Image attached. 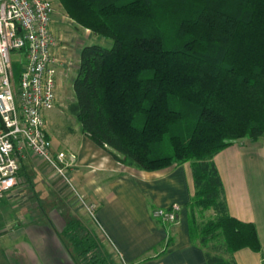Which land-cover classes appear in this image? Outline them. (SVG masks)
<instances>
[{"label": "trees", "instance_id": "obj_1", "mask_svg": "<svg viewBox=\"0 0 264 264\" xmlns=\"http://www.w3.org/2000/svg\"><path fill=\"white\" fill-rule=\"evenodd\" d=\"M58 1L68 18L109 40L79 52L67 110L80 130L127 167L191 163L189 232L207 264L258 251L255 226L227 212L213 157L264 136V0ZM196 207L212 214L198 222ZM75 220L64 232L77 251L86 242L76 228L87 229Z\"/></svg>", "mask_w": 264, "mask_h": 264}, {"label": "crops", "instance_id": "obj_2", "mask_svg": "<svg viewBox=\"0 0 264 264\" xmlns=\"http://www.w3.org/2000/svg\"><path fill=\"white\" fill-rule=\"evenodd\" d=\"M72 24L82 28L60 12L50 23L58 41L52 48L58 58L56 102L45 112L52 148L76 157L68 170L72 184L86 201L96 203V223L123 264H207L205 247L189 232L187 204L194 194L191 163L158 171L124 166L96 146L68 112L79 52L86 41L99 39L82 28L83 38H74L78 49L69 51V43L59 40ZM213 161L228 214L252 223L260 242L258 251L244 247L232 257L236 264H264V136L239 139L216 153ZM19 176L24 181L0 197V264H79L64 228L73 218L90 230L84 206L35 156L22 160ZM173 202L180 205L177 222L153 216L154 209Z\"/></svg>", "mask_w": 264, "mask_h": 264}, {"label": "built area", "instance_id": "obj_3", "mask_svg": "<svg viewBox=\"0 0 264 264\" xmlns=\"http://www.w3.org/2000/svg\"><path fill=\"white\" fill-rule=\"evenodd\" d=\"M54 13L49 0H0V197L24 181L19 176L21 162L32 155L61 178L96 221V203L86 201L68 176L75 155L54 150L47 135L45 112L56 102L58 58L52 52L50 28ZM15 52L25 60L18 75L11 59ZM179 210L180 205L173 202L152 213L175 223Z\"/></svg>", "mask_w": 264, "mask_h": 264}, {"label": "rangeland", "instance_id": "obj_4", "mask_svg": "<svg viewBox=\"0 0 264 264\" xmlns=\"http://www.w3.org/2000/svg\"><path fill=\"white\" fill-rule=\"evenodd\" d=\"M55 7V13L54 15H59V12L64 14L61 10V6L58 4L57 0H49ZM68 30H66L67 34H65L64 38H62L61 42H68L71 49L69 51L76 52L78 49L79 44L75 43V39L77 37L83 38V30L80 27H75L74 24L68 25ZM53 34V33H52ZM54 36V35H53ZM99 39L90 40V43H100L103 46H108L109 40L98 37ZM57 40L54 36V46L57 44ZM86 41L85 43H89ZM14 73L15 75L19 74V71L21 69V64L23 63V56H21L18 52L12 53L11 55ZM25 61V60H24ZM27 182V181H26ZM26 182H23L25 185ZM26 187V186H25ZM68 190L72 192L69 188ZM212 214L211 209H201L196 207L195 208V216L198 222L203 221L204 219L208 218ZM89 220L91 223L90 230L87 229V233L83 232V230L80 229L78 226L76 228V232L78 233V238L82 239L84 242V245H82L77 251H74V254L76 255V259L79 262V264H123L118 257H116V253L114 248L111 246V243L108 241L106 236H104V233L102 229L99 227V225L96 223L95 219L92 218L89 214ZM76 222H79V220H75ZM81 225V224H80ZM82 228L84 227L81 225ZM214 244V243H211ZM87 247H89L87 249ZM87 250V251H86ZM86 251V252H85ZM97 262V263H96Z\"/></svg>", "mask_w": 264, "mask_h": 264}]
</instances>
